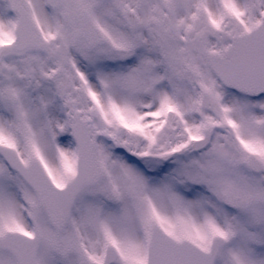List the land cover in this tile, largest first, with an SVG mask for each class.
I'll return each instance as SVG.
<instances>
[{
	"label": "snow or ice",
	"instance_id": "obj_1",
	"mask_svg": "<svg viewBox=\"0 0 264 264\" xmlns=\"http://www.w3.org/2000/svg\"><path fill=\"white\" fill-rule=\"evenodd\" d=\"M0 264H264V0H0Z\"/></svg>",
	"mask_w": 264,
	"mask_h": 264
}]
</instances>
